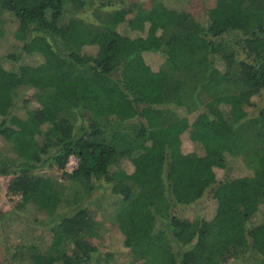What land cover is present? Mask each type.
<instances>
[{"label":"trees","instance_id":"16d2710c","mask_svg":"<svg viewBox=\"0 0 264 264\" xmlns=\"http://www.w3.org/2000/svg\"><path fill=\"white\" fill-rule=\"evenodd\" d=\"M117 4L0 0L13 44L0 175L18 196L0 210V264H104L86 204L100 181L120 203L126 264H264V0H216L203 22L160 0ZM182 134L202 154L173 156ZM204 195L209 215L181 217Z\"/></svg>","mask_w":264,"mask_h":264},{"label":"rangeland","instance_id":"374dc122","mask_svg":"<svg viewBox=\"0 0 264 264\" xmlns=\"http://www.w3.org/2000/svg\"><path fill=\"white\" fill-rule=\"evenodd\" d=\"M118 4L114 6V8H126L132 2L138 1H148V0H115ZM167 7L173 9H184L188 11L192 17L196 20L203 22L205 20V13L207 9L215 8L216 0H160ZM131 15H129L130 17ZM9 27L5 26V31L2 36H0V72L7 65L3 61V55L7 52L11 51L13 48L12 41L10 39ZM146 60L152 64V66H157L159 63V57L155 55H150L146 57ZM33 96V91L29 87H22L17 90V98L16 105H19L23 98H31ZM31 104V105H30ZM30 107H34L37 104L32 99ZM21 108V107H20ZM169 151L173 156L180 155L181 153H187L190 151H195L198 154H202V150L195 142L191 141L187 134H182L180 138L173 140L169 143ZM124 166L128 171H132L133 168L129 161L124 160ZM238 163L234 164L233 173H241ZM77 166V159L73 156L69 158L65 165V170L70 172ZM42 173L47 175L59 178L60 171L57 169H49L43 168L41 169ZM223 170H220L221 174ZM226 172V170H224ZM10 177L1 176L0 175V210H8L12 207L14 202L18 200V196H10L7 193V186ZM103 185V188H95L91 193L90 197L87 200V206L91 208V210H97L96 220L99 225V234L91 239V241L96 245L97 251L95 253V259L98 262H102L104 264H126L127 258L130 255V248L125 243L124 236L119 231V228L114 221V216H116L117 208L119 207V201H117L116 196L113 195L110 191L109 185L100 181ZM70 198V197H69ZM71 200V199H70ZM66 208V206H65ZM212 210V205L207 202V196L204 195L202 199L195 204L194 206L183 210L181 213V217H187L189 219L199 217L201 215H209ZM32 210L28 211V215L31 216ZM114 222V223H113ZM23 231L20 227L18 230L15 229L17 235H20V232ZM14 232V233H15ZM29 236H31L29 234ZM28 237V235H27ZM19 240L16 239V242ZM0 259H1V251H0Z\"/></svg>","mask_w":264,"mask_h":264}]
</instances>
